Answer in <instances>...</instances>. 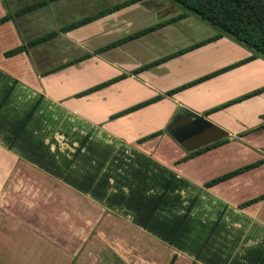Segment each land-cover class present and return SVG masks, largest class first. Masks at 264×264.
Instances as JSON below:
<instances>
[{
  "label": "crops",
  "instance_id": "1",
  "mask_svg": "<svg viewBox=\"0 0 264 264\" xmlns=\"http://www.w3.org/2000/svg\"><path fill=\"white\" fill-rule=\"evenodd\" d=\"M5 1L7 3V0ZM8 1L10 2V0ZM41 1L44 0H35L31 4L24 5L18 10L16 9L9 13L13 14ZM73 1H76L74 12L71 11L69 6L70 2ZM131 1L133 0H92L90 5H81V2H77V0H54L35 11L0 25V33L2 34L0 36V44L3 43L2 47L0 45V51L2 52V57L12 63L9 67L0 63V152L12 159L11 162L8 160L5 163V169L8 173H0L1 177H3L0 179V210L7 213L6 215H14L13 218L15 219V224H17L14 228L17 229L13 228L10 232L33 234L45 241L43 244L34 247V250H40L39 255L42 260H34L33 264H60L61 261L58 260L60 257H62L60 260H64L63 264H66V262L67 264H85L86 261L84 263L81 260V253L87 247L85 243L77 240L74 246H70L71 244L67 242L59 245L58 243H51L48 237L44 239L36 234V232L45 235L47 233L51 234V228H57L53 225L49 226L47 223L49 218L53 220L54 217V215L50 217V213L54 214L55 212V215L61 220L69 218V215L68 217H62L63 212L67 214L70 212L67 202V189H73L80 194L81 200L78 197L75 198L78 204L81 201V203L97 205L104 212L113 215L121 213L122 217L131 220L133 226L168 243L183 214L191 202L194 201L183 225L170 242V246L176 252H181L194 258L198 256L196 260L198 264H258L264 254V234H261V229H264V223L257 220L256 215L252 211L244 212V209L239 207L236 208L228 204L226 206L228 199L223 197L225 195H220L222 201L218 198H213L214 196L209 192L212 190L209 188L208 192V189H206L199 196L194 195L183 213H179L178 209L182 200L179 191L186 188L185 186L191 185L193 187L194 185L190 181L193 183L202 182V180L200 181L194 176L195 170L182 168V165L186 164L182 162V165H179L176 170L182 176L180 177L175 171L172 172L164 167L165 158L163 156L165 154L163 149L159 155L156 154V158H151L149 156L150 153H144L132 146L120 145L118 147L117 135H114L113 130L107 131L96 125L99 118H90L87 116V110L94 108V113L98 111V114H100L99 111L103 107L111 106L112 104V99H109V102L103 99L105 94L103 91L107 89L112 91L113 85L123 80L133 81L131 78L137 76L142 84L139 91L145 94V97L136 102L132 100L128 106L132 107L156 96H162L161 100L151 104L170 101L169 112L163 114L161 122L159 120L162 125L165 124L166 119H172L179 106H183L197 114L203 115L211 123L227 132L228 138L226 139L228 142L188 160L189 162L200 160L204 155L222 159L233 152L240 151L243 142L237 143L234 141L237 140L236 136L239 134H242L240 141L251 138L256 145H260L257 147L264 148L257 143V140L262 138V132L264 131V60L261 58H255L247 63L222 71L251 56L250 53L245 52L239 45L225 37L175 55L179 51L188 49L215 35L213 30L205 28L206 35L203 38H196L199 26L189 16L167 23L117 47L108 49L100 54H94L92 57L79 62L84 64L89 60L97 59L103 64L111 65L112 68H119L121 72L115 71V77L127 74L125 79L81 97V125H84V128H81L83 131H81L80 172L70 167V162L72 161L69 162L67 160L64 164V160H62L59 163L55 157V155H62L63 158L66 156L67 152L63 151L65 148L61 146V144L67 145L65 144L66 133L54 130L50 125L32 128L33 123H37L39 119L38 113H43L41 112L43 109L39 107V103L36 101L35 91H37V88L35 85H32V82L27 84L26 81L19 77L23 74V71L20 66H17V63L21 61L22 55H26V53L18 54L13 58H5L3 55L5 51L22 45L16 43V37L18 36L15 30H11L12 25L16 23L17 19L45 11L47 13L45 21L50 25L51 29L36 37L38 38L50 32H59L71 24L104 13L118 5L129 3L85 25L65 33H59L55 38L44 43L53 42L61 37V39L69 42L73 48L82 49L83 51L80 55L82 57L87 53L91 54L100 48L148 28L166 23L182 13L179 8L165 0H138L130 3ZM94 7H97L95 11H93ZM5 14L6 12L4 13L1 10L0 18ZM70 14L72 17L67 19ZM53 26H57V29H53ZM10 37L14 39L11 42L13 45L7 47L5 43ZM172 55L175 56L135 75H130L132 71L140 67ZM217 72L219 73L172 96H165V93L170 90ZM114 76L112 78H115ZM174 77H178L179 81H174ZM107 80L105 79V81ZM102 82L104 80L89 84L81 89V92ZM11 87L12 90L6 97ZM134 91L131 88L126 93V97L132 98ZM247 95L251 96L241 99ZM54 102L51 98H45L43 101L45 105L40 103V106L47 107ZM36 103L38 105L32 111ZM28 116V121L24 128L20 130ZM53 121L51 110L46 109L45 121L42 120V123L53 124ZM19 130L20 133L15 139V135ZM39 133H43V135L41 136ZM57 137H60L61 141ZM14 139L15 141H13ZM54 139H56V142H54ZM107 139L110 141L106 142L105 140ZM236 145L239 148L236 149ZM254 149L251 150V148L244 147L242 150L257 151ZM17 163H23L25 167L33 169L37 174L44 176L45 182L48 181L51 186H56L59 192V195L56 194L57 201L61 202V204H58L59 207L54 206V201L56 200L53 192L44 189L37 180L25 179L24 183H36L35 186L39 190L41 189V194L38 196L26 195L28 193L25 195L17 194L19 189L14 188L19 184H16L17 180L11 179L17 166L18 168L21 167V164ZM263 167L264 165L233 178L228 183L234 184L237 181H243L249 173L255 170L259 171ZM119 171H124V176L119 174ZM166 173H168V178H166ZM19 182L23 181L19 180ZM169 182L171 183L168 192L158 205L150 222L146 224ZM213 193L218 192L213 191ZM206 202L218 203L219 208L216 211V218L221 213L222 216L200 251L207 235L217 220L208 216L207 219L200 218L201 213H198V209H204L205 206L204 208L202 206ZM249 208L247 207L245 210ZM16 213L22 216L19 217ZM24 213L28 216L25 217ZM10 218L12 217L10 216ZM24 218H29L30 223H24ZM32 219H36L35 224ZM44 224L46 226H43ZM58 227L63 229L62 221L59 222ZM66 228L70 229L69 226ZM82 233L83 230L81 229ZM255 233H258V235L255 236ZM5 234L0 229V235ZM69 237L70 235H68V240ZM46 240L50 243H46ZM90 245L99 249L102 247L96 243L89 244L88 247ZM49 248L51 251L45 253V250ZM69 249H73L74 252L70 253ZM197 252L200 253L197 254ZM45 256L46 259H44ZM50 256L52 257L50 258ZM2 259L4 261L3 257ZM21 260L18 261L23 262V264H29Z\"/></svg>",
  "mask_w": 264,
  "mask_h": 264
},
{
  "label": "rangeland",
  "instance_id": "2",
  "mask_svg": "<svg viewBox=\"0 0 264 264\" xmlns=\"http://www.w3.org/2000/svg\"><path fill=\"white\" fill-rule=\"evenodd\" d=\"M33 2H35V0H10V2L7 0V3L5 0H0V11L2 10L4 13H9L11 11L13 12L24 5H28ZM77 2H81V5H90L92 0H77ZM75 4L76 1L70 2L69 6L72 12H74L73 9ZM95 8L97 7H94L93 11L96 10ZM46 16L47 13L42 11L26 16L22 19H17L16 23L12 25L13 27L11 29L15 30L16 35L18 36L16 37V43L26 44L28 41L36 38L40 34L50 30V25L45 21ZM71 17L72 15L70 14L67 19ZM192 18L199 26L198 35L195 36L196 38H203L206 35L205 28L212 30L211 27L200 22L197 18ZM53 29H57V26H53ZM1 35L2 34L0 33V36ZM13 40V37H10V39L8 38V42L6 41L5 45H7V47L12 46L13 44L11 42ZM0 45L2 47L3 43ZM240 48L245 52L252 54L244 47L240 46ZM28 51L29 53L22 55L21 61H18L17 63V66H20L23 71V74L19 77L26 81L27 84L32 82V85H35L37 88V91H35V98L37 97L38 99H36V101L39 103V107L44 110L41 111L43 113H38L39 119L37 120V123H33L32 128H36L37 126L41 127L42 125H50L54 128V130H60L64 132V134L66 133L65 136H67L65 144L67 145L60 144L65 148L63 151L69 153H66L64 158L62 155H55V157L59 163L62 160H64V164L67 160L69 162L72 161L70 162V167L72 169L79 170L78 172H80L81 131H83L81 128H84V125H81V98H77L76 95L80 93L81 89L87 85L112 78L115 74V71L121 72V70H119V68L115 69V67L112 68V66L109 64H103V62L101 63L97 61V59H92L88 62H85L84 64L79 63L67 69H63L61 71L59 70L46 77H41V72L50 70L67 61L73 60L74 58L80 56L83 50L73 48L69 42L61 39L60 37L53 42L28 49ZM0 63L1 65H6L8 67L12 64L11 61L2 57L1 51ZM93 74L96 75L91 76ZM131 79L133 81L123 80L120 83L113 85L112 91H109L108 89L103 91V93L105 92L103 99L108 100V102L109 99H112L111 106L103 107V109L99 111L100 114H98V111L94 113V108H91L87 110V116L90 118H99L98 123L95 124L100 126L102 129H106L107 131L112 129L114 135H117L118 147H120V145L132 146L134 148L140 149V151L144 153H150L149 156L151 158H156L163 149L165 154L163 156L165 158L164 167L172 172H176L178 169L177 167L182 165V163H178V161L186 156L188 152L167 134L166 130L171 119H166L164 125L159 123V120L160 122L162 121L161 117L163 114L169 112V105H171V103L168 98H166L168 100L166 102L161 101L117 119H111V116L114 114L129 108L130 106L128 105L131 104L132 100H134L133 102H136L137 100L145 97V94L139 91V88H141L140 86L142 85L141 80H139L140 78L133 76ZM173 79L176 82L179 81L178 77H174ZM131 88L135 90L133 97L127 98L126 93L129 92ZM45 98H51L55 102L51 105H48L47 107L43 105L40 106V103L42 104ZM43 104L45 105V103ZM46 109L51 110L53 114V124L45 122L42 123V120L45 121ZM159 130H163L164 133L162 135H154L151 139L139 143V140H142L152 134H157ZM84 132L86 131L84 130ZM262 133V138H259L257 143L264 147V131ZM39 134H41V136L43 135V133ZM241 136L242 134L237 135V140L234 141L237 143L243 142L242 149H244V147L251 148V150L255 148L254 150L257 151H244L241 149L240 151L233 152L222 159H216L215 157L204 155L200 160L194 162H184L186 164H183L182 168L194 169V176L200 179V181L202 180V182L193 183L190 181V183L194 185L193 187L191 185L185 186L186 188H183L179 191V195L182 198L178 209L179 213H183L184 209L187 207L189 201L194 195L199 196L203 190H206L204 187L205 182L223 173L243 165H247L264 157V148L257 147L260 145H256L254 143L255 141L251 140V138H249V140L244 139V141H240ZM57 139L61 141L60 137H57ZM108 140L109 139L105 141L109 142L110 140ZM54 142H56V139H54ZM238 145L235 146L236 149L239 148ZM154 149L156 150L153 152ZM160 157L162 156L160 155ZM8 160L9 162L12 161V159L8 158L7 155H5L3 152H0V173H8V171L5 169V163H7ZM118 173L124 176L125 172L119 171ZM177 174L182 177L180 173ZM165 175L166 178H168V173ZM1 178L3 177H1L0 174V179ZM11 179L17 180L16 184H19L16 188H14L19 189L17 194L20 193L21 195H25L28 193L26 195L38 196L40 191L39 188L35 186L36 183H24L25 179L37 180L40 186L53 192L54 199L56 201L58 199L56 194L59 195V192L57 191L56 186H51V183L48 181L45 182L44 176L37 174L33 169L25 167L23 163L21 164L20 168L17 166L13 172V175L11 176ZM19 180L23 182H19ZM210 189L212 191H209ZM210 189H208L207 192L209 191L210 194L214 196L213 198H218L222 201L220 195H225L223 197L228 199V201H226V206L228 204L238 208L239 204L242 202L264 194V167L259 171H252L245 177V179H243V181H237L234 184L228 183L227 181ZM213 191H217L218 193H213ZM66 192H68L67 202L70 212H68V214L63 212L62 217H68L69 215V218L61 220V218H58L55 215V212L54 214L49 212L50 217H52V215H54V217L53 220H50L49 218L47 223L49 226H56L58 229L51 228V234L47 233L45 235L40 234V232H36V234L43 237L44 239H46L45 237H48V240L51 243H58L59 245L67 242L71 244L70 246H74V243H77V240L81 241V243H85L87 247L84 252L81 253V260L84 263L86 261L85 264H169L175 254L176 258L173 264H198L196 261L198 256L194 258L184 253L176 252L170 246L171 241L169 243L164 242L163 240L158 239L149 233L141 231L139 228L131 224V220L122 217L120 215L121 213H119V215H113L104 212V210L98 208L97 205L95 206L90 203H81V201L80 204H78L77 201H75V198L78 197V199L81 200L80 194H78L73 189H67ZM56 201H54V206L59 207L58 204H61V202ZM202 208L204 209H198V213H201L200 218L207 219V216L216 218V211L219 208V204L215 202H206ZM243 211H252L256 215L257 220L264 223V201L254 206H250L249 209H244ZM6 214L7 213L0 210V229L2 232L6 233L5 235H0V264H23V262L18 261L21 259L29 264H33L34 260H42V257L39 255L40 250H34V247L43 244L45 241L33 234L10 232L15 226H17V224H15V219L13 218L14 215ZM16 215L19 216L18 213H16ZM24 215L25 217L28 216L25 213ZM10 216L12 218H10ZM21 216L22 215L19 217ZM61 221L64 226L63 229L58 227L59 222ZM32 222L35 224L36 219H32ZM24 223H30V219L24 218ZM43 226H46V224ZM67 226L70 227L69 230L66 228ZM81 229L83 230L82 234ZM261 232L263 235L264 229H261ZM67 234L70 235L69 240L67 239ZM257 235L258 233H255V236ZM50 242L46 240V243ZM95 243L101 245L102 247L100 249L97 247H91V245L88 247L89 244ZM47 251H51L50 248L46 249L45 253ZM69 251L70 253L74 252L73 249H69ZM4 254H8L10 258H5ZM197 254L199 253L197 252ZM13 256L16 260L13 259ZM2 257L4 258V261ZM51 257L52 256H50V258ZM60 258L58 260L61 261L60 264H63L64 260H60ZM44 259H46V256Z\"/></svg>",
  "mask_w": 264,
  "mask_h": 264
},
{
  "label": "trees",
  "instance_id": "3",
  "mask_svg": "<svg viewBox=\"0 0 264 264\" xmlns=\"http://www.w3.org/2000/svg\"><path fill=\"white\" fill-rule=\"evenodd\" d=\"M52 1H54V0H44V1H41L39 3H35V4L30 5V6H27L23 9L13 13V14L6 13L3 17L0 18V25L5 24V23L10 22V21H13V19L16 17H20V16L26 15L32 11H35V10L47 5L48 2H52ZM136 1H138V0H133L130 3H133ZM166 1L169 2L171 5H174L175 7L179 8L182 11V13L179 16L171 19L170 21H168L166 23L159 24L157 26L148 28L144 31L137 33V34L129 36L127 38H124V39H121V40L116 41L114 43H111V44H109L103 48L96 50L95 52H93L91 54L87 53V54L83 55L82 57L80 56L74 60L68 61V62H66V63H64L58 67H55V68H53V69H51L45 73H42L40 75L42 77H45V76L50 75L52 73H55L59 70H62L64 68L75 65V64H77V63H79L85 59H88V58L92 57V55H94V54H100V53H102L108 49L117 47V46L131 40V39H135V38H137L141 35H144V34L150 32V31H152L158 27H161L167 23L177 21V20L189 17V16L195 17L200 22L211 27L212 30L215 32V35L213 37L207 39V40H204L200 43H197V44L189 47L188 49L179 51L175 55L182 54L185 51L195 49V48L200 47L206 43H209V42L218 40L220 38L226 37V38L230 39L231 41L235 42L236 44L244 47L245 49L250 51L252 54L246 60H244V61H242L236 65L229 66L228 68H226L222 71H225V70L230 69V68L237 66V65L247 63L249 61L254 60L255 58L264 59V0H166ZM128 4L129 3L123 4V5H118L112 9L104 12V13H101L99 15H95L92 17H88V18L80 20L74 24H71V25L61 29L59 32H55V31L50 32V33L45 34L43 36H40L36 39L30 40L26 44H22L16 48L5 51L3 55L5 58H13V57L17 56L18 54L27 53L28 49H31L35 46L40 45V44H44V43L48 42L49 40H52L59 33H65L67 31H70V30L75 29L77 27H80L82 25H85V24L99 18L100 16L105 15L106 13L116 11V10L120 9L121 7L128 5ZM175 55H172V56L166 57L164 59L155 61L153 63L147 64L143 67H140V68L132 71L130 74L135 75V74H137L143 70H146L150 67H153V66H155V65H157V64H159V63H161V62H163V61H165V60H167L170 57H173ZM218 73L219 72L214 73V74L209 75V76H206L200 80L191 82L189 84H185V85L178 87L176 89L170 90V91L165 93V96H172V95H174V94H176V93H178L184 89H187V88L195 85L198 82L204 81V80H206V79H208V78H210L213 75H216ZM126 77H127V74H121L115 78L104 81V82L97 84V85H95V86H93V87H91V88H89L83 92H80L76 96H77V98H81L84 95L93 93L97 90L103 89L105 87H108V86L116 83V82H119V81L125 79ZM11 90H12V87L7 92L6 97L9 95ZM255 93H258V92H255ZM251 95H247L241 99L247 98ZM161 99H162V96H156L150 100H146V101L141 102L135 106L129 107L125 110H122V111L114 114L113 116H111V119H117L119 117H122L124 115L129 114V113H132L134 111L140 110V109H142L148 105H151L152 103L157 102ZM37 105H38V103L35 104L32 111L36 108ZM28 119H29V116L24 121V123L22 124L20 130L22 128H24ZM20 130L15 135V139L18 137ZM163 133H164L163 131H159V132H157V134H152L150 136L145 137L142 140H139V143H142L146 140L151 139L154 135H162ZM15 139L13 141H15ZM226 142H228V140L226 138H224V139L215 141L211 144H208L202 148H199L197 150L189 152L186 156L181 158L178 161V163L186 162V161H188V160H190V159H192V158H194V157H196L202 153H205L211 149H214L220 145H223ZM77 152H78V150H77ZM262 165H264V158L260 159L258 161H255L253 163L247 164L245 166L239 167L235 170L227 172V173L220 175L218 177H215V178L205 182L204 187L206 189L215 187V186L220 185L224 182L232 180L233 178H236L240 175H243V174H245V173H247L253 169H256ZM170 183L171 182L168 183L163 194L160 196L159 201L155 205L153 211L151 212L146 224H148L150 222L153 214L156 212V210L158 208V205L160 204L163 197L168 192L169 187H170ZM263 200H264V194L257 196L255 198H252V199H248V200L242 202L241 204H239L238 207L240 209H245V208L250 207V206H252L256 203H259ZM193 203H194V201L191 202V204L188 206L186 212L183 214L182 218L180 219L179 223L177 224V226L175 228V231L172 234L170 241H172V239L177 235V233L180 230L181 226L183 225L186 217L188 216V214L192 208ZM221 216H222V213L219 215L215 224L213 225L212 229L210 230L209 234L207 235L203 245L201 246L200 251L203 249L207 240L211 236V234H212L216 224L220 220ZM263 243H264V239H263ZM4 257L8 258V259L10 258V256L8 254L5 255ZM175 258L176 257L174 256L171 259V261L169 262V264H173L175 262ZM13 259L16 260L14 256H13ZM263 262H264V254H263V256H262V258L258 264H263Z\"/></svg>",
  "mask_w": 264,
  "mask_h": 264
},
{
  "label": "water",
  "instance_id": "4",
  "mask_svg": "<svg viewBox=\"0 0 264 264\" xmlns=\"http://www.w3.org/2000/svg\"><path fill=\"white\" fill-rule=\"evenodd\" d=\"M166 132L187 152L228 138L227 132L220 127L211 123L203 115L197 114L183 106L177 108Z\"/></svg>",
  "mask_w": 264,
  "mask_h": 264
},
{
  "label": "flooded vegetation",
  "instance_id": "5",
  "mask_svg": "<svg viewBox=\"0 0 264 264\" xmlns=\"http://www.w3.org/2000/svg\"><path fill=\"white\" fill-rule=\"evenodd\" d=\"M181 125V124H180ZM177 126H179V125H177ZM177 126H175V127H177Z\"/></svg>",
  "mask_w": 264,
  "mask_h": 264
}]
</instances>
